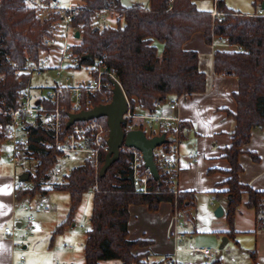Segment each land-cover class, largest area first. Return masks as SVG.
<instances>
[{
    "label": "trees",
    "instance_id": "obj_1",
    "mask_svg": "<svg viewBox=\"0 0 264 264\" xmlns=\"http://www.w3.org/2000/svg\"><path fill=\"white\" fill-rule=\"evenodd\" d=\"M31 1L0 0V126L6 124L9 109L18 105L27 80L24 68L38 60L42 43L52 35L57 20L53 17L43 21L38 19L35 8L26 4ZM81 1L84 6L72 20L82 28L74 51L89 55L92 60H102L108 70L115 73L127 98L148 109H152L155 101L165 102L169 98L179 99L206 91L207 76L199 69L198 53L183 48L194 34H203L207 45L221 39L227 46L235 48L234 51L217 50L214 53V72L234 75L238 83L233 96L236 111L227 112L235 121V127L231 144L224 149V158L229 163L224 182L227 188L226 236L230 238L235 234V216L244 196L247 197L246 207L255 213L256 230L264 229V192L240 182L243 169L239 163L252 131L259 128L264 132V16L256 15L264 0H252L258 8L253 15L230 10L225 0H212L216 1L217 9L225 13L221 22L214 21L210 12L197 8L196 2L202 0H150L147 8L139 5L124 7L120 0ZM101 9L117 12L119 20L115 27L94 25L93 15ZM92 60H83V63ZM100 104L99 99L94 101V106ZM68 112H64L65 119ZM2 141L0 133V153ZM44 141H51L50 136L35 128L30 145L41 164L36 167L32 188L15 193L16 203L44 192L41 185L50 180V173L59 161L60 154L47 148ZM105 156L101 157V167ZM252 156L258 160L256 155ZM130 162V153L120 151L106 174L99 177L90 162L84 161L52 185L54 191L66 192L69 196L67 217L56 233L63 232L74 222L84 194L93 191L91 227L84 245L85 264L109 261L172 264L168 257L159 263L142 261L138 250L150 246L151 242L129 239V207L145 206L148 211L156 212L161 203H169L173 212L176 209L188 211L193 206V196L188 192L178 195L169 192L165 181L167 175L161 169L159 180L153 177L149 180L150 194L136 192ZM220 258L217 255L213 262L204 264H221Z\"/></svg>",
    "mask_w": 264,
    "mask_h": 264
},
{
    "label": "built area",
    "instance_id": "obj_2",
    "mask_svg": "<svg viewBox=\"0 0 264 264\" xmlns=\"http://www.w3.org/2000/svg\"><path fill=\"white\" fill-rule=\"evenodd\" d=\"M34 2L36 17L41 21L49 17L56 18L55 23H59L60 31L57 38L51 35L44 39L38 60L24 68L27 80L20 92L18 105L9 109L6 124L0 126L2 144L7 149V160L12 165L15 193L32 188L36 167L41 164V159L35 155L30 145L31 134L35 128L50 136L51 141L43 143L47 148L55 149L60 154L59 161L53 168L56 175L70 173L71 169L63 167L60 161L74 155H84V161L90 162L99 174L101 157L109 151L106 118L76 121L66 128L68 115L93 109L96 107L94 106L96 99H99L100 105L109 104L113 96V82L121 87L115 73L108 70L102 60L94 59L91 63H83L84 54H77L74 51L82 29L72 22L80 8L74 0H66V2L50 0L49 3L45 0H35ZM210 14L216 22H221L225 15L217 9L216 1L213 2ZM256 15L264 16V11L260 10ZM110 16L109 10L101 9L94 13L92 20L96 27L103 28ZM76 33L79 34L78 37L75 36ZM210 45L226 46L221 39L214 40ZM238 52L244 53L241 49H238ZM81 70L86 72V78L80 82L66 75L69 71ZM36 80H40V83H36ZM124 96L127 102V111L123 116L122 124L125 134L134 130H142L149 138L165 134L166 142L153 150L154 161L158 169L167 175L165 181L169 192L178 195L180 191L176 184L177 165L185 129L177 112V103L168 100L155 101L152 109H148L137 102H131L125 93ZM66 111L69 112L65 119ZM154 127H157V133L153 130ZM146 129L151 132L149 136ZM121 151H128L131 155L130 169L136 192L150 194L149 180L152 176L144 168L142 154L137 149L125 146ZM188 158L192 163L198 161L191 151L188 153ZM23 174H27L28 179L21 181L20 176ZM34 199L35 197L33 199L25 197L20 203H16L15 211L22 213V221L18 225L4 229V232L13 239L14 252L19 254L18 264H25L24 244L36 229L34 212L51 210V205L45 201H39L36 206H32ZM184 217L185 213L182 210L176 209L173 212V239L177 244L175 252L182 250L179 245L187 239L183 224L180 222L185 220ZM63 249L71 250L72 247L64 245ZM190 251L194 255L203 257L205 263H211L217 257V253L208 247H194ZM172 264L183 263L173 261Z\"/></svg>",
    "mask_w": 264,
    "mask_h": 264
},
{
    "label": "crops",
    "instance_id": "obj_3",
    "mask_svg": "<svg viewBox=\"0 0 264 264\" xmlns=\"http://www.w3.org/2000/svg\"><path fill=\"white\" fill-rule=\"evenodd\" d=\"M34 1L32 0L29 3L34 6ZM59 31L60 25L55 23L52 35L57 38ZM220 47L207 45L201 33L194 34L183 45L185 50L198 53L199 69L207 76V89L202 94L179 99L169 98L168 101L177 103V112L183 121L185 129L177 165L176 184L180 192L192 194L193 206L188 211H184L185 214L188 213V216H185L184 219L188 217L193 222V233L200 232L204 222L208 219L210 226L213 228V234L218 233L227 237L228 224L225 217L227 188L224 182L227 179L225 171L229 169V163L224 158V149L231 144V134L235 127V121L228 117L227 112L234 113L236 111V103L233 96L238 89V83L234 75L216 74L214 72V53L220 50ZM3 149L6 148L3 147ZM189 151L196 155L198 159L196 163L189 161ZM252 155H256L258 160H254ZM239 163L243 169L240 174V182L254 190L264 192V132L261 129L256 128L252 131L250 142L244 147V152L239 156ZM246 200L247 197L244 196L243 203L235 216V234L230 238L227 237V245L233 243V246L229 249L240 252L244 260L235 258L233 261L223 262L220 258L221 264H264V229L256 230L255 213L246 207ZM15 207L13 170L7 174L0 172V264H18L19 261L18 252L16 253L13 250L12 237L4 232L5 228L18 225L22 221L23 215L20 212H16ZM209 207L213 212L212 210L210 212ZM217 207L223 209L224 214L222 217L218 218L214 215ZM204 212L206 220L203 219ZM129 213V239L150 241L151 245L148 246L147 251L150 252L151 259L160 262L165 257H168L171 262L175 261L183 264L205 263L203 257H193L184 251L175 252L177 244L174 239L171 252L156 251L154 233L142 230L143 228L137 226L139 217H141L143 220L154 219V222H159L158 225L160 227L165 224L168 233L170 228L174 230L172 224V221L174 223L173 211L169 203H161L156 212L148 211L145 206H130ZM137 214L139 217H137ZM132 215L134 219H132ZM59 225L56 226L54 234H61L66 231L67 227L63 232L56 233L55 231ZM75 226L76 224L73 222L71 227ZM37 232L39 231L36 229L34 235L25 241V264H55V258L53 257L56 254V249L49 251L45 247L40 246V242H38L40 238L36 234ZM78 232H81V228ZM86 238L85 235L83 245H85ZM218 239L217 237L216 241L215 239L204 241L209 242L210 247H213L215 243L217 245ZM195 241L197 242V237ZM195 241L192 239L186 243V247H189L191 242ZM200 243L203 244L201 241ZM63 246H61L62 251L73 250V248L64 250ZM180 246L182 247V244ZM203 246L207 247L208 245L203 244ZM49 247L51 248L53 245L51 244ZM51 255L53 256L52 258ZM247 256H249V259H245ZM62 264L72 263L63 262ZM163 264L169 263L163 262Z\"/></svg>",
    "mask_w": 264,
    "mask_h": 264
},
{
    "label": "rangeland",
    "instance_id": "obj_4",
    "mask_svg": "<svg viewBox=\"0 0 264 264\" xmlns=\"http://www.w3.org/2000/svg\"><path fill=\"white\" fill-rule=\"evenodd\" d=\"M61 2H66V0H59ZM121 4L124 7H132L134 5H139L144 8H147L149 6L150 0H120ZM74 3H76L78 6H84V3L81 0H74ZM29 7L31 4L29 2L26 3ZM226 6L234 11L245 15H252L257 11V7L255 8L252 0H225ZM196 6L199 10L208 11L210 12L213 9V2L212 0H202L196 2ZM119 20L117 12H111V16L107 20L104 26L109 27H115L117 25V21ZM122 22V20H120ZM72 42V41H71ZM221 51H234L235 48L230 46H221ZM68 77H73L77 80V82H80L81 80L86 78V72L83 70L81 71H69L66 73ZM36 83H40V80H36ZM153 130L157 133V127H154ZM146 133L149 136L150 131L146 129ZM182 151V149H181ZM7 149H3L0 153V172L1 173H10L12 171V165L7 160ZM85 160L84 155H74L71 157L63 158L61 159L60 163L63 167H68L69 169L78 166L82 164ZM61 181V175H56L53 171L50 173V180L45 182L41 185V188L44 190V192L36 193L35 199L32 201V206H36L37 202L39 201H45L51 205V210L49 212H41V211H35L34 217L36 220V229L39 231L36 234L40 238V246L45 247L49 251L55 250L56 254H54V257L51 255V258H55V262L57 261L59 263H67L70 262L72 264H84V253H83V240L87 233V231L90 229L91 225L89 222V218L91 216L92 212V201H93V191L90 190L88 193L84 194L82 203L77 210L76 216L74 218V223L76 224L75 227L68 226L66 228V231L61 234H54V230L57 225H59L63 219L67 216L68 213V206H69V196L66 192H58L54 191L52 189V185L54 183H58ZM44 193V194H43ZM209 210L211 212V208L209 207ZM213 212V210H212ZM203 219L206 220L205 212L203 213ZM137 217L138 214H137ZM132 219L133 215H132ZM187 219V220H186ZM185 220H180V222L183 224L184 231L186 232L187 239L182 243V251L187 252L191 254L193 257L199 258V255H194L191 253L190 249L194 247H206L203 246V244H207L208 248H212L217 255H219V246L222 243V240L224 238L221 234H213V228L210 226V222L205 221L203 224V227H201L200 232L193 233L192 227L193 222L189 220L187 217ZM159 222H154V219H148L143 220L141 217H139V223L137 226L143 228L142 230H147L148 232L154 233V240H155V248L157 250H161L163 252H171L173 250V231L170 228L169 233L166 231V225H161V227L158 225ZM167 224V222H166ZM172 224L174 226V223L172 221ZM172 226V228H173ZM81 228V232H78V230ZM36 229L32 232V234L29 236V238L34 235V232ZM172 234V235H170ZM197 237V242L195 241ZM218 239V243L213 247H210L209 242H205L204 240H211V239ZM28 238V239H29ZM194 239L195 242H191L189 247H186V243ZM203 242L202 243H200ZM53 245V247H49L50 245ZM64 244L70 245L73 250L72 251H62L61 246ZM233 246V243H230L225 247L222 251L221 259L223 262H229L233 261L235 258L237 260H244L242 257V254L240 252H235L233 250H230L229 248ZM50 248V249H49ZM148 247H143L139 249L138 253L142 255V261L148 262V263H159V261H155L150 258L151 254L149 251H147ZM239 255V256H238ZM238 256V257H237ZM240 257V258H239ZM57 259V260H56ZM245 259H249V256H247ZM54 260V259H53ZM107 264H119L117 261H111ZM163 264V263H160Z\"/></svg>",
    "mask_w": 264,
    "mask_h": 264
},
{
    "label": "water",
    "instance_id": "obj_5",
    "mask_svg": "<svg viewBox=\"0 0 264 264\" xmlns=\"http://www.w3.org/2000/svg\"><path fill=\"white\" fill-rule=\"evenodd\" d=\"M261 10L264 11V2L261 5ZM78 33L75 34L78 37ZM83 60H92V57L86 55ZM112 101L107 105L96 106L89 111H83L77 114H69L66 128H69L76 121H86L105 117L109 130L108 147L109 151L105 156L104 164L99 171V177H103L109 167L118 159L119 153L123 146L137 149L141 154L145 168L149 171L154 180H159V169L154 161L153 150L166 142L165 134L154 137H147L142 130H134L124 133L122 124L123 116L127 111V102L124 93L118 83L113 82ZM28 175L23 174L20 180H27ZM224 211L221 207H217L214 215L222 217ZM188 216V213L185 214ZM228 243V238L224 237L219 246V256Z\"/></svg>",
    "mask_w": 264,
    "mask_h": 264
}]
</instances>
